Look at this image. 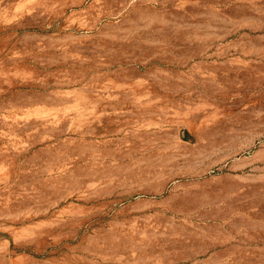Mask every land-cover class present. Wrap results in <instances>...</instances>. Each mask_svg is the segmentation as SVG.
I'll return each instance as SVG.
<instances>
[{
  "label": "rangeland",
  "instance_id": "374dc122",
  "mask_svg": "<svg viewBox=\"0 0 264 264\" xmlns=\"http://www.w3.org/2000/svg\"><path fill=\"white\" fill-rule=\"evenodd\" d=\"M0 264H264V0H0Z\"/></svg>",
  "mask_w": 264,
  "mask_h": 264
}]
</instances>
